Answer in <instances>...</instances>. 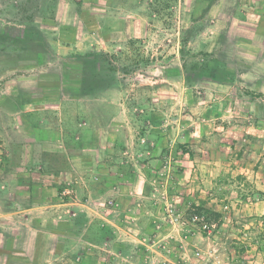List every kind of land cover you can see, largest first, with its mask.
<instances>
[{
  "label": "rangeland",
  "instance_id": "1",
  "mask_svg": "<svg viewBox=\"0 0 264 264\" xmlns=\"http://www.w3.org/2000/svg\"><path fill=\"white\" fill-rule=\"evenodd\" d=\"M147 4L157 18L149 34L138 38L104 34L106 41L119 40L120 47L101 50L107 54L101 75L109 78L97 94L119 88L113 90L111 107L102 106L104 111H118L114 130L118 141L112 152L104 143L98 156L104 160L103 169L117 173V187L122 184L124 189L119 190L126 194L93 198L89 205L97 209L101 205L103 214H110L108 219L139 237L130 238L135 259H122L125 264L183 258L193 264H264V91H260L264 89V0H147ZM37 37L26 46L38 47L43 40ZM217 62L235 72L233 84L197 77L205 64ZM111 65L115 72L111 73ZM77 66L72 59L63 70L67 91L72 92L79 81ZM49 67L52 71L43 69V73L0 69L1 95L15 90L12 78L20 74L23 79L43 76L55 84V74L61 70ZM67 106L78 109L76 104ZM8 119L0 115V125ZM2 151L3 156L13 155L9 148ZM206 156H214V162L204 160ZM4 169L6 175L13 172L9 165ZM66 187L73 190L72 181H62L53 190L71 201L77 195L74 191L64 195ZM79 192L81 198L85 193ZM202 201L220 212L228 206L212 235L204 236L200 225L191 222V206ZM119 206L123 212H111ZM170 208L181 219L172 222ZM93 217L85 235L100 238L102 228V237H107L111 229L106 219L96 230L98 219ZM27 226L2 227L0 238L7 243H0V264H28L50 249L47 230ZM34 239L44 243H27ZM196 250L202 252L199 259ZM103 252L116 257L111 248Z\"/></svg>",
  "mask_w": 264,
  "mask_h": 264
},
{
  "label": "crops",
  "instance_id": "2",
  "mask_svg": "<svg viewBox=\"0 0 264 264\" xmlns=\"http://www.w3.org/2000/svg\"><path fill=\"white\" fill-rule=\"evenodd\" d=\"M153 17L147 0H0L2 72L43 73V69L52 71L48 69L50 65L61 70L55 74V84L35 74L25 79L16 75L12 78L16 79L15 90L0 93V115L9 117L6 125H0V230L10 224L19 228L28 225L33 230L45 229L51 235L50 249L28 264H125L122 259H135L130 238L139 237L108 219L110 214H103L101 205L98 209L89 205L93 198L110 194L122 198L126 194L120 191L122 184L117 187V173L109 174L108 169H103L104 160L98 156L104 143L108 142L107 150L112 152L118 141L114 133L118 111H104L102 106L111 107L113 90L119 88H111L105 95L97 94L99 91L71 95L65 89L63 70L74 54L107 51L108 47L119 49V40L106 41L104 34L146 36L152 20L157 21ZM37 35L42 43L36 48L27 47ZM31 53L34 58L26 60ZM71 104L78 105V109L68 108ZM104 122L108 126L104 127ZM7 148L13 155H1ZM214 159L206 156L204 160ZM7 165L13 171L8 175L4 169ZM62 181H72L76 198L66 201L54 192V186ZM79 190L85 193L83 198L79 197ZM123 210L119 206L111 212ZM69 211L77 213V218L71 217ZM92 215L98 219L94 221L96 230L106 219L111 229L107 237H102V228L100 238L85 235L90 232ZM2 241L5 243L6 239L0 238ZM27 243L44 242L34 239ZM110 248L117 258L103 252Z\"/></svg>",
  "mask_w": 264,
  "mask_h": 264
},
{
  "label": "trees",
  "instance_id": "3",
  "mask_svg": "<svg viewBox=\"0 0 264 264\" xmlns=\"http://www.w3.org/2000/svg\"><path fill=\"white\" fill-rule=\"evenodd\" d=\"M38 36V35H37ZM40 36H38L39 38ZM33 38V37H32ZM29 39V36H26ZM74 60L78 63L77 68L80 69L79 81L75 84L74 89L67 91L71 95H78L80 93H95L100 90L103 86L104 81L108 80V76L104 79L101 75L102 71V58L107 56L103 51L101 52H88L85 54H74ZM202 67V66H201ZM110 71L115 72L116 68L111 65ZM91 73H90V72ZM227 72V78L223 77L224 72ZM215 73V74H214ZM234 71H230L225 64H219L218 62L214 65H206L200 69L198 72V78H211L216 82L220 83H233L234 82ZM92 75L93 77H90ZM81 79V80H80ZM192 214L193 212L204 213L207 215L209 221H216L218 225L223 221V214L220 211L214 210L206 205L204 201L200 202L198 205L193 204L189 210ZM204 234V233H203Z\"/></svg>",
  "mask_w": 264,
  "mask_h": 264
},
{
  "label": "built area",
  "instance_id": "4",
  "mask_svg": "<svg viewBox=\"0 0 264 264\" xmlns=\"http://www.w3.org/2000/svg\"><path fill=\"white\" fill-rule=\"evenodd\" d=\"M71 192H73V190L70 187H66L63 190V194L64 195H70ZM227 209H228V206L225 205L224 206V211H221V213L223 214V217H224V213H225V211ZM169 212H170V216H171L172 222H173V220L176 221L178 219V217L180 216V214H178V215L176 214V212H175V210L173 208H170ZM68 213L70 215H72V216H76L77 215V213H75L73 211L72 212L69 211ZM181 217L182 216H180V219H181ZM191 220H192L191 222L198 223L200 225L201 231H202V233H204V235H212L219 228L218 222L209 221L208 218H207V215L204 214V213L193 212L191 214ZM194 256L199 259L202 256L201 250H196L194 252ZM188 263L189 264H193L191 262H187V260H185V258H183L181 261H173V260L167 259V260H164V261L161 262V264H188Z\"/></svg>",
  "mask_w": 264,
  "mask_h": 264
}]
</instances>
